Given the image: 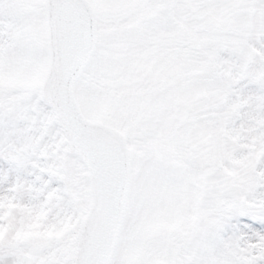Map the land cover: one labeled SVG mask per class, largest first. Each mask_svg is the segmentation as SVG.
<instances>
[{
	"label": "snow or ice",
	"instance_id": "1",
	"mask_svg": "<svg viewBox=\"0 0 264 264\" xmlns=\"http://www.w3.org/2000/svg\"><path fill=\"white\" fill-rule=\"evenodd\" d=\"M0 264H264V0H0Z\"/></svg>",
	"mask_w": 264,
	"mask_h": 264
}]
</instances>
